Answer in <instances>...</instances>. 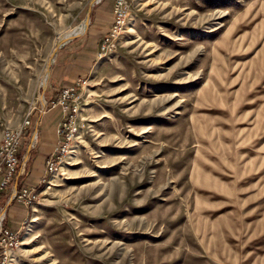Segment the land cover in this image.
Listing matches in <instances>:
<instances>
[{
	"label": "rangeland",
	"instance_id": "1",
	"mask_svg": "<svg viewBox=\"0 0 264 264\" xmlns=\"http://www.w3.org/2000/svg\"><path fill=\"white\" fill-rule=\"evenodd\" d=\"M117 1L0 0V141L29 118L25 153L50 91L87 82L75 151L13 201L20 226L0 197L8 263L264 264V0H124L112 34ZM63 55L87 75L64 83Z\"/></svg>",
	"mask_w": 264,
	"mask_h": 264
},
{
	"label": "built area",
	"instance_id": "2",
	"mask_svg": "<svg viewBox=\"0 0 264 264\" xmlns=\"http://www.w3.org/2000/svg\"><path fill=\"white\" fill-rule=\"evenodd\" d=\"M127 17L124 0H118L115 5V20L112 34H119L125 26ZM109 41V38H107ZM107 49L102 47V53ZM103 54L99 56L102 57ZM86 80L78 79L74 84L57 90V95L45 102L39 109L41 115L51 110H60L62 120L57 128L58 144L54 153L45 164V173L54 176L59 167L70 157L80 136L81 123L79 113L84 105ZM31 121L28 118L19 128L6 129L0 141V195L12 186L19 175L24 172L26 153L19 157L24 146ZM45 182V180H43ZM37 187L22 186L12 195L13 200L23 206H33L37 199ZM19 231H13L4 225V216L0 214V264H9L8 259L22 246Z\"/></svg>",
	"mask_w": 264,
	"mask_h": 264
},
{
	"label": "crops",
	"instance_id": "3",
	"mask_svg": "<svg viewBox=\"0 0 264 264\" xmlns=\"http://www.w3.org/2000/svg\"><path fill=\"white\" fill-rule=\"evenodd\" d=\"M104 29L100 28L99 24L94 21L93 23V30L89 34V39L91 41H97L99 38V35L103 33ZM92 49V48H91ZM81 54V53H80ZM94 56V54H93ZM75 56L72 55H63L60 58V64L61 65V71L60 74L64 80V83H67L68 81L70 82L71 80H74L76 77L80 76L81 74L87 75L88 69H90V60L89 56L87 58H81L80 55H78L77 59H74ZM84 59V60H83ZM83 69L84 71L81 72L80 69ZM63 66H66V70L64 73L62 72ZM76 66L79 67V69H76ZM68 82V83H69ZM62 83V82H61ZM75 82H72L68 85L74 84ZM57 95V89L50 91V95L48 97V100L53 98L54 96ZM48 116V119L46 122H44L43 119ZM43 120V121H42ZM62 120V113L60 110H51L47 114L40 116V118L37 119L35 123V131H37V140L32 138V145L31 147H28L26 150V162H25V169L24 172L19 175L15 183L10 186L5 192H3L0 197L1 201H5L9 196L8 194H11L9 199H7L6 204L9 203V201L12 199V195L14 194V189L17 187L19 188V182L21 183L24 182L23 186H28L29 184H35L36 182H40L42 180L46 173H43V170L45 169V164L47 160L50 158V156L54 153L57 144H58V136H57V128ZM32 135V137H33ZM22 153L23 149H22ZM27 174V176H26ZM14 201V200H13ZM13 201L11 203H13ZM9 204V206L11 205ZM7 207V209L9 208ZM8 215L12 216V219H16L17 222L22 224V219L25 217L24 213L18 212V211H13V205L8 209ZM7 225H8V220H7Z\"/></svg>",
	"mask_w": 264,
	"mask_h": 264
},
{
	"label": "water",
	"instance_id": "4",
	"mask_svg": "<svg viewBox=\"0 0 264 264\" xmlns=\"http://www.w3.org/2000/svg\"><path fill=\"white\" fill-rule=\"evenodd\" d=\"M94 3V2H93ZM91 22V13L89 12L87 18H86V28L87 26L90 24ZM82 33V32H81ZM81 33H78L76 35H71V36H68L66 38H64L63 40L60 41V44H59V47L65 45L67 42H70L71 40H73L74 38L78 37L81 35ZM50 70H51V66L49 65L48 66V69H47V75L49 76L50 75ZM43 98H44V95H43ZM37 138V131L34 133V139ZM27 158L25 159V162H26ZM17 191V187H15L14 189V192ZM13 201V198L9 201V203L7 204V206H9V204Z\"/></svg>",
	"mask_w": 264,
	"mask_h": 264
},
{
	"label": "bare ground",
	"instance_id": "5",
	"mask_svg": "<svg viewBox=\"0 0 264 264\" xmlns=\"http://www.w3.org/2000/svg\"><path fill=\"white\" fill-rule=\"evenodd\" d=\"M86 29V24L84 23L78 30H76V31H74V32H71L70 34H68L66 37H68V36H71V35H76V34H78V33H81V32H83L84 30ZM66 37H64V38H66ZM63 39V38H62ZM56 51V50H55ZM53 60H54V57L52 58V59H50V61L49 62H53ZM48 85V79H47V81L45 82V84H44V87H46ZM75 151V150H74ZM74 151H73V153H74ZM72 153V154H73ZM61 167V166H60ZM58 172V171H57ZM56 174V173H55ZM2 217H3V215H2ZM104 249V248H103ZM46 257L48 258V261H47V263L48 264H54V262H55V260L53 259V258H51V256H50V254H46Z\"/></svg>",
	"mask_w": 264,
	"mask_h": 264
},
{
	"label": "trees",
	"instance_id": "6",
	"mask_svg": "<svg viewBox=\"0 0 264 264\" xmlns=\"http://www.w3.org/2000/svg\"><path fill=\"white\" fill-rule=\"evenodd\" d=\"M23 156V153H22V151L20 152V154H19V157H22ZM24 185V182L23 183H21V181L19 182V188H21L22 186ZM40 189V186H37V191ZM13 205V203H11V205L9 206V208L11 207ZM8 208V209H9Z\"/></svg>",
	"mask_w": 264,
	"mask_h": 264
}]
</instances>
